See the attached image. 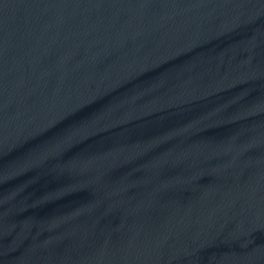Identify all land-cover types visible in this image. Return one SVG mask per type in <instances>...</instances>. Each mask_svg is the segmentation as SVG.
Segmentation results:
<instances>
[{"label": "water", "instance_id": "water-1", "mask_svg": "<svg viewBox=\"0 0 264 264\" xmlns=\"http://www.w3.org/2000/svg\"><path fill=\"white\" fill-rule=\"evenodd\" d=\"M0 264H264V0H0Z\"/></svg>", "mask_w": 264, "mask_h": 264}]
</instances>
